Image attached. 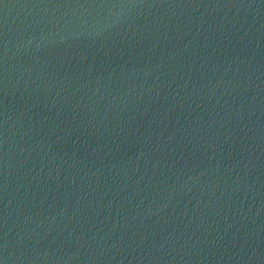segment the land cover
Wrapping results in <instances>:
<instances>
[{"label": "water", "instance_id": "1", "mask_svg": "<svg viewBox=\"0 0 264 264\" xmlns=\"http://www.w3.org/2000/svg\"><path fill=\"white\" fill-rule=\"evenodd\" d=\"M2 264H264V0H0Z\"/></svg>", "mask_w": 264, "mask_h": 264}, {"label": "snow or ice", "instance_id": "2", "mask_svg": "<svg viewBox=\"0 0 264 264\" xmlns=\"http://www.w3.org/2000/svg\"><path fill=\"white\" fill-rule=\"evenodd\" d=\"M0 264H2V261H0Z\"/></svg>", "mask_w": 264, "mask_h": 264}]
</instances>
